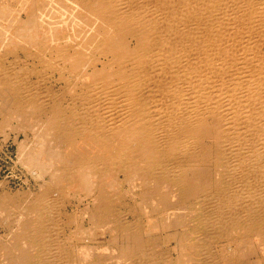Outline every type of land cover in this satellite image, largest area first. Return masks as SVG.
<instances>
[{
	"label": "bare ground",
	"instance_id": "bare-ground-1",
	"mask_svg": "<svg viewBox=\"0 0 264 264\" xmlns=\"http://www.w3.org/2000/svg\"><path fill=\"white\" fill-rule=\"evenodd\" d=\"M3 133L24 138L38 190L0 182L1 256L217 264L224 240L227 263L246 264L247 241L264 264V0H0ZM171 198L197 206L196 231ZM98 232L114 240L103 260Z\"/></svg>",
	"mask_w": 264,
	"mask_h": 264
},
{
	"label": "rangeland",
	"instance_id": "rangeland-1",
	"mask_svg": "<svg viewBox=\"0 0 264 264\" xmlns=\"http://www.w3.org/2000/svg\"><path fill=\"white\" fill-rule=\"evenodd\" d=\"M9 129H6L5 130V132L7 133V135L9 134V132L10 131H8ZM6 133H3V135H0V182H3L4 183V188H3V190H5V191H9V192H13V193H15V192H18V190L19 191H22L23 189L24 190H32V191H34V192H36L37 190H38V184H37V180H35V178L33 177L32 178V174L29 172V168H27L26 167V165L24 164V163H22V161H20V157H19V142H21L24 138L22 137V138H19V141H16V138L14 139V137H15V135L14 134H12V135H10V136H7L6 135ZM2 134V133H1ZM14 136V137H13ZM14 141H15V143H14ZM18 144V145H17ZM17 160H19V162L22 164H20V163H18L17 162ZM23 166V167H22ZM26 168H27V170H26ZM198 169H200V170H196V173H197V175H200V173L201 174H204L203 173V171H205L206 169L205 168H203V167H201V168H198ZM220 169L224 172L225 170L224 169H222V167L220 166ZM203 170V171H202ZM26 171V172H25ZM219 172V170L218 171H216L215 172V174H214V176L215 175H217V176H215L216 177V179H219V181H218V183H217V187H215L214 188V190H222L223 188H225V185H223L222 186V184H221V182H224V181H226L227 183H229V181H228V179H224V177L226 176V174H224L223 172ZM205 172H207V170L205 171ZM28 173V174H27ZM199 173V174H198ZM220 173V174H219ZM31 174V175H30ZM219 174V175H218ZM224 174V175H223ZM220 176V177H219ZM222 176H223V181H221V179L220 178H222ZM213 177V176H212ZM215 177H213L214 178V180H216L215 179ZM217 177H219V178H217ZM5 180V181H4ZM36 181V183H35V181ZM221 181V182H220ZM225 182V183H226ZM34 186V187H33ZM8 187V188H7ZM221 188V189H220ZM3 190H2V192H3ZM14 190H15V192H14ZM24 190H23V192H24ZM26 192V191H25ZM127 196L129 197V195L127 194ZM128 197H126V198H128ZM79 198V197H78ZM125 199V198H124ZM130 199H131V197H129L128 199H127V201H128V204H129V202H130ZM78 200V202L76 201V200H72V203H71V205H70V210H71V212H73V211H75L77 208H78V206L80 207V211H83L84 209H86V208H88V207H90V203H91V201H90V199H83L82 198V200H80V199H77ZM80 200V201H79ZM169 200H173V202L172 201H169ZM176 200V201H175ZM82 201V202H81ZM168 201H169V203L167 204V205H165L166 206V209H168L167 210V213H171V214H173V213H178V211H180V210H182V212L180 213V218H181V220L183 219V222H184V224L186 225H191L192 227H193V229L196 231V227L194 226V222L196 223V220H197V216H199L200 217V211L198 212V211H196V212H191V208L190 207H194V208H192V210L193 209H195V207H197V206H192V205H189V204H185V203H183L182 201V203L180 202V200L178 201L176 198H171V199H168ZM175 201V202H174ZM196 201V200H195ZM171 202V203H170ZM177 204V205H176ZM89 205V206H88ZM127 205V204H126ZM172 205L173 206H175V207H172ZM76 207V209H75V207ZM168 206V207H167ZM185 206V207H184ZM72 207V208H71ZM184 207V208H183ZM82 208V209H81ZM171 208V209H170ZM186 208V209H185ZM172 209H174V210H172ZM176 209V210H175ZM190 209V215H189V218L187 219L186 218V213H187V211ZM124 211V210H123ZM122 211V212H123ZM174 211V212H173ZM177 211V212H176ZM185 211V212H184ZM182 213H184L183 215H181ZM124 214H126V213H121V216H123ZM186 214V215H185ZM79 215L80 216H82L83 215V213H79ZM173 218H175L174 216L175 215H171ZM191 216V217H190ZM195 216H196V218H195ZM172 217H171V220H172ZM165 219H166V217H164ZM164 218H162L161 220H164ZM193 218V219H192ZM129 219H130V217H129ZM168 219V218H167ZM166 219V220H167ZM186 219H187V221H186ZM170 220V219H169ZM167 221V222H169V223H167L166 222V225L165 226H167V224H170V225H173L171 222L172 221ZM174 220V219H173ZM187 222H185V221ZM146 221V220H145ZM192 221V222H191ZM188 222H189V224H188ZM191 222V223H190ZM2 225V226H1ZM182 229V228H181ZM9 229L8 228H6V226H5V224H1L0 223V239H1V241L2 242H5V244L6 243H8L9 241H10V235H9ZM157 233V232H156ZM163 233V232H162ZM98 234H99V236H100V239L98 240V241H101L102 240V242L100 243V244H98L97 242H94L93 243V245L92 246H95V247H97L99 250H98V252L95 254V256H96V258H98V256H99V258L98 259H100L101 257H102V259H100V260H103V259H105V258H107V257H109V255L108 256H106V254L104 255V253H103V249H106V248H108V249H110V247H112V246H114V240L113 239H111L110 237H107V236H104V237H106V238H103V233H101V232H98ZM97 234V235H98ZM161 233H159V234H157V236H161L162 238H163V240H164V245L161 247L162 248V252H163V255L162 256H164V257H167L168 255V253H166V252H168L169 251V247H167V246H169L168 244V242H169V240L171 239L170 238V236L169 235H167L166 233H165V235L164 234H161ZM200 234H198V236H199ZM165 236V237H164ZM167 237H168V239H167ZM199 237H201V236H199ZM200 238H198V240H199ZM202 239H204V240H202ZM89 239H88V237L86 238V237H84L83 238V241H81V243H76V246H78V245H81V246H85V245H89V242H87ZM208 239L206 238L205 239V237H203L202 236V238H201V241L199 242V243H201V244H203L204 242H207V243H209V241H207ZM69 241V240H68ZM167 241V242H166ZM224 241V240H223ZM223 241H220L219 243L218 242H213V243H209L208 245H209V247L211 246L212 248H210L209 249V252L211 251V254L215 257V255L217 254V256H216V258H215V260H217L216 261V263L217 264H229V263H227L226 262V259H225V257L224 256H226V255H229V253H231V251H230V249L231 248H228L227 246H228V244H227V242H223ZM72 243V245L70 244H67V246H69V248H68V251H70L71 253H74V255H76L77 256V254L79 253V249L76 247V246H74L75 244H74V242H71ZM168 243V244H167ZM216 243V244H215ZM243 243H245V244H243ZM9 244V243H8ZM7 244V245H8ZM243 244V245H242ZM173 245V247L175 246V244L173 243L172 244ZM224 245V246H223ZM165 246V247H164ZM241 246H242V248H241ZM245 247V248H244ZM168 248V249H167ZM240 248H241V250H240ZM5 249V248H4ZM102 249V250H101ZM222 249V250H221ZM6 251H10L9 249H8V247L5 249ZM213 250V251H212ZM217 250V251H216ZM221 250V251H220ZM77 251V252H76ZM223 251V252H222ZM238 251L240 252V254H241V256H243V262L244 263H246V264H249V263H251V264H259L260 263V256L262 255V253H260L258 250H254L252 247H251V242H247V241H244V242H241V243H238ZM164 252L166 253V254H164ZM2 253V252H1ZM13 253V254H12ZM103 253V254H102ZM213 253H215V255L213 254ZM260 253V254H259ZM18 254V253H14L13 251H11V253L10 254H6V256H1L0 255V258H1V260H0V264H15V262L17 263V264H19V260H15V258H13L14 256H16V255ZM100 254L102 255V256H100ZM218 254H220L221 256H223L222 258L221 257H219V255ZM98 255V256H97ZM255 255H256V257H255ZM259 255V256H258ZM3 257H6V258H3ZM7 257H9V258H7ZM138 257H136L135 258V256L132 258V259H130V261L128 262V264H143V263H141L142 261L141 260H138L137 259ZM252 258V259H251ZM134 259H136V260H134ZM221 260V261H220ZM224 260V261H223ZM247 260H249V261H247ZM250 260H253V261H250ZM2 261V262H1ZM5 261V262H4ZM140 261V262H139ZM4 262V263H3ZM28 262V261H27ZM137 262V263H136ZM258 262V263H257ZM165 263V262H164ZM29 264V263H28ZM69 264H71V263H69ZM74 264V263H73ZM243 264V263H242Z\"/></svg>",
	"mask_w": 264,
	"mask_h": 264
}]
</instances>
